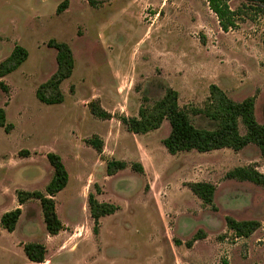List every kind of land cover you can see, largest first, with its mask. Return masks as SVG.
I'll list each match as a JSON object with an SVG mask.
<instances>
[{"label": "rangeland", "instance_id": "1", "mask_svg": "<svg viewBox=\"0 0 264 264\" xmlns=\"http://www.w3.org/2000/svg\"><path fill=\"white\" fill-rule=\"evenodd\" d=\"M65 1L0 0V63L16 45L29 53L3 79L9 93L0 88V108L10 104L7 119L15 125L13 134L0 128V163L2 156L7 164L0 170V214L15 208L20 191L47 194L54 175L48 153L59 155L69 173L55 197L65 230L49 236L39 200H30L16 230L0 235V264H35L23 243L46 246L43 264H264V187L226 178L237 167L264 173L258 147L173 156L163 146L169 121L134 135L120 120L138 116L144 98L153 104L166 88L188 107L201 106L217 85L235 101L255 97L264 124V17L246 9L238 27L223 32L205 0H68L59 13ZM243 4L250 3L232 0L230 7ZM53 39L70 46L75 69L61 85L64 102L46 105L36 91L57 71ZM94 101L112 118H95ZM193 122L208 126L200 117ZM96 136L104 142L101 154L86 143ZM111 160L129 168L109 176ZM138 163L144 174L131 169ZM196 182L216 186L213 206L188 188ZM90 194L118 208L97 231ZM227 217L261 225L236 238Z\"/></svg>", "mask_w": 264, "mask_h": 264}, {"label": "trees", "instance_id": "2", "mask_svg": "<svg viewBox=\"0 0 264 264\" xmlns=\"http://www.w3.org/2000/svg\"><path fill=\"white\" fill-rule=\"evenodd\" d=\"M210 10L216 15L220 28L223 32H229L238 27L243 18L244 10L254 7L258 15L264 17V0H245L250 4H243L238 10L230 7L232 0H205ZM68 4V0L58 7L61 13ZM252 5V6H250ZM48 47L57 51V71L36 91L40 102L46 105H59L65 100L61 91L62 83L69 79L75 69V58L72 49L67 43L50 40ZM29 57L28 51L16 45L12 54L0 63V88L9 93V86L3 79L17 71ZM139 109L138 116L125 117L120 120L129 133L145 135L162 127L165 120L169 121L171 132L163 140V146L170 155L198 151L207 153L221 149H232L235 152L243 150L249 145L258 147L264 158V124L258 122L256 117V98L249 97L243 101L233 100L224 90L217 85L210 87L208 98L201 106L181 107L177 91L166 88L164 95L153 104H148L147 98ZM91 114L98 119L108 120L112 116L104 110L98 102L89 104ZM193 117H200L208 122L207 127L197 126ZM0 128L10 134L14 125L7 121L6 111L0 108ZM242 129L244 132H242ZM88 146L99 154L103 152L104 142L97 136L86 140ZM29 151L21 152L28 156ZM47 159L54 170V175L47 187V194L40 192H18L20 205L30 200H39L47 233L57 236L65 230V226L59 218L55 197L63 191L69 182V173L62 158L55 153H48ZM129 168L125 161L111 160L107 163V174L113 176L119 171ZM255 166L237 167L226 174L227 179L238 182H250L264 187V173L259 172ZM131 169L139 174H144L141 164H132ZM192 193L202 201L205 206L214 205L216 186L209 182H196L187 184ZM88 206L92 219L95 222L94 231H97L102 217L113 215L117 206L100 203L93 194L89 195ZM22 210L17 208L5 213L1 218V227L12 233L16 230L21 218ZM229 230L233 231L236 238H247L256 232L260 223L258 221H238L232 217L226 218ZM199 237H195V240ZM193 242L188 243L191 248ZM23 251L32 263L42 264L45 262L48 251L45 245L39 243H26ZM227 264V263H225Z\"/></svg>", "mask_w": 264, "mask_h": 264}, {"label": "crops", "instance_id": "3", "mask_svg": "<svg viewBox=\"0 0 264 264\" xmlns=\"http://www.w3.org/2000/svg\"><path fill=\"white\" fill-rule=\"evenodd\" d=\"M11 102V101H10ZM10 104H7V106H6V109H5V111H7V108H8V106H9ZM6 115H7V112H6ZM7 121H8V119H7ZM9 122V121H8ZM10 123V122H9ZM12 124V123H11ZM14 125V124H13ZM15 126V125H14ZM15 129H16V127H15ZM15 131V130H14ZM13 131V132H14ZM13 132L11 133V134H13ZM29 151V150H28ZM30 152V151H29ZM31 153V152H30ZM30 156V155H29ZM1 160H3V162H1L0 163V170H2V169H4V168H2V167H4L5 165H7V164H5V162H4V160H5V158H3L2 156H1ZM4 189V191H7L8 190V188H3ZM3 192V191H2ZM29 203V201L27 202V203H25V204H23V205H20V203L17 201V203L15 204L16 206H15V208L13 209V210H15V209H17V208H20L21 210H22V215H21V217H23L24 216V207L26 206V204H28ZM12 210V211H13ZM10 212V211H9ZM7 213V212H6ZM5 213H3V214H0V224H1V218H2V216L4 215ZM17 228V227H16ZM3 230L4 231H6L5 229H3L2 227L0 228V235H1V233L3 232ZM8 232V231H7ZM10 233V232H9ZM13 233V232H12ZM49 235V234H48ZM50 236V235H49ZM23 245H24V243H23ZM47 258V257H46ZM31 262V261H30ZM32 263V262H31ZM35 264H37V263H35ZM43 264V263H42Z\"/></svg>", "mask_w": 264, "mask_h": 264}]
</instances>
